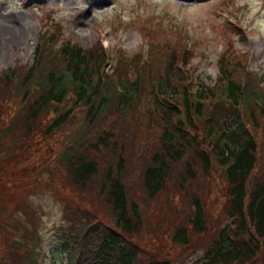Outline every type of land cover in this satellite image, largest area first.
Wrapping results in <instances>:
<instances>
[{
	"label": "trees",
	"instance_id": "16d2710c",
	"mask_svg": "<svg viewBox=\"0 0 264 264\" xmlns=\"http://www.w3.org/2000/svg\"><path fill=\"white\" fill-rule=\"evenodd\" d=\"M105 52L97 39L39 41L29 64L0 71V142L17 148L0 161V184L22 180L12 170L48 172L64 191L56 236L65 264H170L131 240L143 205L162 195L174 222L156 240L203 241L194 264H264V73L231 42L207 83L179 38L149 43L144 59L122 54L111 74ZM35 242L3 244L0 264H38Z\"/></svg>",
	"mask_w": 264,
	"mask_h": 264
},
{
	"label": "rangeland",
	"instance_id": "374dc122",
	"mask_svg": "<svg viewBox=\"0 0 264 264\" xmlns=\"http://www.w3.org/2000/svg\"><path fill=\"white\" fill-rule=\"evenodd\" d=\"M45 15L59 22L70 41L86 46L99 35L110 51L122 47L127 56L137 51L141 39L154 44L179 38L190 46V64L200 73L201 82L214 77L215 60L229 42L236 50L248 52L250 68L264 73V0H0V71L30 62L40 17ZM16 149L15 143L0 142V161ZM42 153L33 150L30 161L36 162ZM135 160L123 166L124 174H129ZM8 173L22 180L0 184V246L35 235L32 249L38 264H65L56 236L63 220L64 191L51 183L48 172L38 177H19L18 170ZM130 182L137 193V181ZM164 196L143 205L140 229L131 240L148 252L143 253L145 258L157 252L158 259L170 264H194L206 248L203 241L191 242L186 249L154 238V234L163 236L174 222ZM210 209L213 215L212 205ZM97 214L106 222V211Z\"/></svg>",
	"mask_w": 264,
	"mask_h": 264
}]
</instances>
